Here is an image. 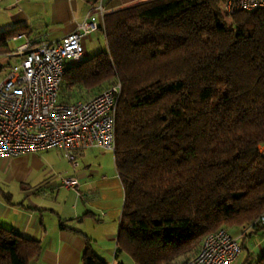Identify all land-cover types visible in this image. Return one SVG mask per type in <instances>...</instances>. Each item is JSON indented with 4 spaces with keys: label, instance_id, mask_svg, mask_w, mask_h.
Wrapping results in <instances>:
<instances>
[{
    "label": "trees",
    "instance_id": "trees-1",
    "mask_svg": "<svg viewBox=\"0 0 264 264\" xmlns=\"http://www.w3.org/2000/svg\"><path fill=\"white\" fill-rule=\"evenodd\" d=\"M224 1L150 0L107 12L105 49L65 64L62 102L121 82L115 255L134 264H183L208 233L264 228V9L227 13ZM10 36L0 33V53ZM40 253L38 240L0 224V264ZM81 264H107L89 239Z\"/></svg>",
    "mask_w": 264,
    "mask_h": 264
},
{
    "label": "crops",
    "instance_id": "crops-1",
    "mask_svg": "<svg viewBox=\"0 0 264 264\" xmlns=\"http://www.w3.org/2000/svg\"><path fill=\"white\" fill-rule=\"evenodd\" d=\"M146 1L150 0H0V33L12 34L7 50L0 53V80L20 62L16 48L25 40H59L94 16L98 29L82 37L83 57H88L106 45L101 28L105 13ZM63 158L58 148L0 156V224L39 241L41 253L29 264H81L87 239L107 264H134L125 252L115 255L124 192L113 152L84 149L80 164L70 171L79 182L73 187L57 184L52 174ZM230 233L242 246L231 264L254 263L264 255V228L247 225Z\"/></svg>",
    "mask_w": 264,
    "mask_h": 264
},
{
    "label": "built area",
    "instance_id": "built-area-1",
    "mask_svg": "<svg viewBox=\"0 0 264 264\" xmlns=\"http://www.w3.org/2000/svg\"><path fill=\"white\" fill-rule=\"evenodd\" d=\"M264 9V0H225L227 13ZM98 29L87 16L77 30L56 41L32 43L28 39L16 52L19 63L0 80V156L18 157L58 148L73 166L86 148L115 150V116L121 82L87 99L60 101L65 64L84 56L82 37ZM16 38V37H14ZM264 153V144L259 147ZM65 187L78 186L76 177H63ZM264 223V216L259 219ZM242 252L239 240L227 229L208 233L199 251L183 264H231Z\"/></svg>",
    "mask_w": 264,
    "mask_h": 264
},
{
    "label": "rangeland",
    "instance_id": "rangeland-1",
    "mask_svg": "<svg viewBox=\"0 0 264 264\" xmlns=\"http://www.w3.org/2000/svg\"><path fill=\"white\" fill-rule=\"evenodd\" d=\"M225 19H226L227 22L230 21V17H228V16H225ZM105 47H106V45L104 43H102V46L100 47V49H97V51H95V53L98 52V51L104 50ZM1 72H0V76H1ZM101 90H103V89H101ZM100 91H98V92H100ZM87 93L89 95L88 98L92 96L90 90ZM97 93H95V94H97ZM109 152L111 153V151H109ZM77 162H78V165H79L80 163H79V160L78 159H77ZM56 163H57V161H56ZM72 166L73 165L70 162H68L66 159H64L61 163H57V165L55 167L56 169H54V171L52 172V174L56 177L57 184H60L61 183L63 177L75 176L74 174L70 173L71 169H73ZM33 175H34V173H33Z\"/></svg>",
    "mask_w": 264,
    "mask_h": 264
}]
</instances>
